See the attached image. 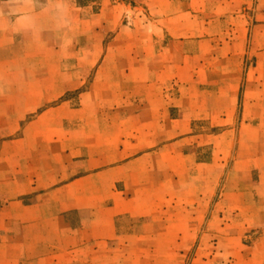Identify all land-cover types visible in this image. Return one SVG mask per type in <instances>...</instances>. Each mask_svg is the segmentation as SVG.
I'll list each match as a JSON object with an SVG mask.
<instances>
[{
  "label": "rangeland",
  "instance_id": "1",
  "mask_svg": "<svg viewBox=\"0 0 264 264\" xmlns=\"http://www.w3.org/2000/svg\"><path fill=\"white\" fill-rule=\"evenodd\" d=\"M152 1L0 0V127L11 122V135L0 138V193L6 192L9 174L12 200H19L18 191L27 183L22 178L37 166L44 179L55 171L51 164L60 146L52 140L73 147L70 158L61 160L66 163L93 156L85 143L103 133L108 146L101 150L100 163L116 164L118 148L124 137L130 138L132 113L147 106V97L156 98L155 92L163 91L171 120L180 119L185 107L198 106V100L220 112L213 124L186 116V130L170 135V163L155 150L154 157L135 164L131 176L122 174L112 191L125 192L118 199L119 204L125 200L129 212L109 210L118 203L114 196L96 211H65L59 204L45 212L38 232L32 226L33 243L14 212L2 213L0 264H231L224 240L231 217L224 194L245 192L243 204L260 208L258 221L264 218V196L256 194L264 168L247 162L257 159L264 145V117L249 116L248 109L264 108V100L258 101V90L248 97L243 85L249 70L264 76V0H169L167 11L189 5L196 10L198 34L207 27L202 21L218 19L209 31L217 33L220 43L231 39L239 44L234 61L228 55L219 62L216 99L214 91L198 97V84L163 76L161 89L149 88L162 60L140 48L148 43L147 25L155 29L153 7L168 5ZM151 42L164 46L168 38ZM12 93L27 96L31 111L13 115ZM13 119H18L15 126ZM20 138L29 144L10 142ZM42 155L47 157L40 160ZM83 168L80 164L74 170ZM257 226L243 231L246 238H240L235 252L250 246L248 236H259ZM20 234L26 242L22 248Z\"/></svg>",
  "mask_w": 264,
  "mask_h": 264
},
{
  "label": "crops",
  "instance_id": "2",
  "mask_svg": "<svg viewBox=\"0 0 264 264\" xmlns=\"http://www.w3.org/2000/svg\"><path fill=\"white\" fill-rule=\"evenodd\" d=\"M154 1L151 3L153 4ZM159 2L157 1V3ZM161 2L163 3L160 5H168L164 6V9H155L153 7L154 10L151 11L153 17L151 19L154 21L153 27L155 29L152 31L149 25H147L146 34L148 43L142 46L143 48H140L144 52L147 51L149 54L147 56L149 57L153 56V52L158 53L157 56L159 55L162 60L160 62L162 70L156 71V79L152 80L153 83L149 88L161 89V86L165 82L161 78L163 76L166 79L169 78L168 81L174 79L175 82L181 84H198V97L208 92L212 95L214 91V98L216 99L219 88H217L218 82L215 78L217 77L219 62L223 58L228 57V55L234 61L239 54V44L233 42L231 39L227 43L224 41L220 43L217 33H211L209 31V26H212L214 23L216 24L218 19L207 22L202 21L201 26L207 25V27H203L201 33L198 34V13H194L196 10L192 9L191 5L187 6L185 10L167 11L171 10L170 1L163 0ZM191 2L196 3L198 0H191ZM158 25H161L162 28L159 29L157 27ZM155 37L168 38V43L158 47L151 42L153 39H156ZM225 52L228 53L225 54ZM150 64H153L154 68H157L154 63H151L150 59H147V65ZM167 72L169 73V77H166ZM243 85L248 97H251L252 91L256 93L258 90V101L264 100V94L261 90L262 88L264 91V76L258 72V69L254 68L252 72L250 70L248 71ZM153 94L156 98L152 99L151 97H147V106L136 113H132L130 119L133 122L130 127V138L127 139L122 135L124 137L121 143L123 147L120 151L118 148V155H116L119 159L116 164L107 166L106 164L100 163L101 158L103 159V151L101 150L108 146V143H106L107 139L103 133L99 134L97 139L85 143V146L88 148V153H92L93 156L88 154L85 160L73 161L70 159L66 163L61 160H63V157L70 158L69 154H71L73 147L66 146L63 140H52L50 142L57 143L60 146V156L56 161L57 164H51V168L55 171L44 179L42 176L44 173L41 172L43 168L37 166L35 172L24 176L22 181L27 182L23 184L26 188L18 191L17 196L19 200L11 199L10 176L6 174V192L0 193V217H2V213L10 215L14 212V217L18 218L22 229L28 231L26 237L30 238L29 242L33 243L35 240L33 241L32 239V226L34 225L35 232H38V225L42 226L45 212L49 209L56 210L55 206L59 204L66 206L63 209L65 211H96L103 208V203L108 197L114 196L118 203L109 210L113 211L115 215L129 212L130 210L125 200H123L124 204H119L120 199L118 197L125 192L120 190H116L117 192L112 191V189L118 187L117 183L121 181L120 179H123L124 176L122 177V174L126 173L131 176L135 164L140 159L154 157L155 150L163 157V161L170 163V153L168 152V149L172 147L169 143L170 135L172 131L181 133L183 129L186 130L185 128L188 124L186 116L197 115L198 119L211 120L213 124L220 115L217 106L207 107L205 103L199 102L198 100V106L195 108L185 107L182 109L180 119L171 120L168 111L170 106L164 107L166 101L163 91ZM9 99V110L13 115L21 116L31 111L27 109V96L25 97L21 93H12ZM248 112L249 116L253 114L263 120V107L254 110L248 109ZM17 120L13 119L14 126L15 122L16 124L18 122ZM249 120L251 121V118ZM212 124L211 126H213ZM10 125L11 122L0 127V138L11 135ZM262 126H264V122L260 127V131L264 133V127ZM10 142L13 144H29L26 139L21 138ZM63 145L65 149L62 151L61 148ZM128 150H130L131 154L126 155ZM46 157L42 155L40 160H44ZM257 157V159L247 162L260 164L258 168L263 169L264 145H262L260 151L257 153ZM21 158L25 160L26 156H20ZM95 162H98V165L94 166ZM80 164H84L83 170L75 171L74 169L80 166ZM86 165L88 167L85 168ZM259 183L260 185L256 188V194L264 196V178ZM3 186H5V183ZM245 194V192L240 190L230 191L224 194L227 197V203L225 205L226 211L231 217L224 225V229H227L228 233L224 240H226L228 249H231L227 251L226 256L233 257L231 264H264V218L258 221V211H260V208H256L252 204H243L242 200ZM26 197H29V199ZM237 198L239 199L236 202ZM239 203H242V205ZM261 209L264 211V207ZM245 210L246 212L242 213ZM248 211L250 213H247ZM212 213L214 214V212ZM213 218L212 216L211 219ZM256 221L258 222L256 223ZM254 226L261 229L259 236L254 238V240H252L251 236H248L251 239L250 246L239 252H235V247L240 242V238H246L243 235V231L246 232L247 228H253ZM236 233L238 236L235 235ZM2 237L0 236V240L5 239ZM25 243L23 236L20 234L18 237L19 246L22 248ZM229 245H231L230 248ZM242 251L243 253H241Z\"/></svg>",
  "mask_w": 264,
  "mask_h": 264
}]
</instances>
